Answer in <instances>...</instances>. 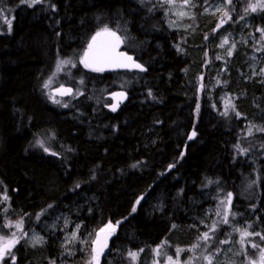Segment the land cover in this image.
<instances>
[{
	"label": "trees",
	"instance_id": "trees-1",
	"mask_svg": "<svg viewBox=\"0 0 264 264\" xmlns=\"http://www.w3.org/2000/svg\"><path fill=\"white\" fill-rule=\"evenodd\" d=\"M41 1L45 9L34 16L19 13L21 0H0V234L10 236L17 230L5 225L23 220L22 238L3 264L12 256L15 264L55 258L54 239L32 249L25 237L48 211L65 208L81 207L79 221L90 231L109 223L117 228L100 264H131L130 252L138 253L137 264L145 257L158 264L149 260L157 248L174 260L177 249L187 255L201 237L191 217L201 194H232L221 237L236 224L264 235V131L257 130L264 129V85L238 75L248 49L236 47L230 56L207 52L214 18L170 29L169 12L183 0ZM250 3L257 0H232L225 30L254 36L259 46L264 10L252 12ZM10 16L11 31L1 25ZM103 27L120 36L144 73L79 67L74 75L87 107L53 105L44 80L59 59H79ZM116 90L128 94L116 113L103 104L92 108ZM228 99L233 107L223 115ZM256 114L263 120L254 124ZM90 258L87 251L78 259L88 264Z\"/></svg>",
	"mask_w": 264,
	"mask_h": 264
},
{
	"label": "rangeland",
	"instance_id": "rangeland-1",
	"mask_svg": "<svg viewBox=\"0 0 264 264\" xmlns=\"http://www.w3.org/2000/svg\"><path fill=\"white\" fill-rule=\"evenodd\" d=\"M182 5L183 3L173 6L169 12L168 25L170 29L175 31L187 30L191 26L189 20L193 18H214L215 23L212 27V34L207 47V52L208 50H220L225 56H228L229 50L233 53L236 47L243 46L247 48L248 51L241 55L244 60L242 64L244 69L240 68L238 70V75L248 78L250 81L262 83L264 85V71H262L264 70V44L262 42L257 46L254 36L246 35L243 31L233 34L231 31L225 30L226 23L230 21L228 11L229 5L231 4H229L227 0H190V3L187 6L182 7ZM21 7L22 8L19 10L20 14L28 12L29 9L34 16H39V14L45 9L41 0L39 3H33L32 7H29L28 5H26L25 8L23 6ZM180 11H183L186 14L183 17H180L177 14ZM225 13H227V15H225ZM5 19L11 20L12 22L14 21L12 16ZM3 22L4 23L1 25L5 24L4 27H8L5 20ZM225 38H227L228 43L225 44L224 47H220ZM82 56L83 55H81V57ZM81 57L79 59H59L52 72L44 80L43 84L56 71L59 61H70V63L64 65L62 70L56 75L55 83H53L52 88L47 90L43 88L48 100L53 105L62 109H79L81 112L87 107V101L82 100L84 95L82 90L83 84L81 83L82 80L74 75V72L78 70L79 67L85 70L82 63H80ZM208 63H210V61H208ZM221 66L223 67V65ZM61 84L72 88L73 94L68 98H57L54 96V99L60 101L59 103H54L53 99H50V96L53 95V90ZM226 102H230V100L228 99L225 103ZM102 104L105 108H108V103H102L101 100L96 101L92 108H100L98 105ZM262 118L261 114H256L253 120L254 124L262 122ZM250 136H254V127L252 128V135H248L247 133V137ZM242 149L245 148L242 147ZM227 199L228 196L225 194L216 192L212 196L208 193L201 194L198 199L192 201L193 209L191 217L196 228L201 231V234L208 232L209 235L212 236V240L209 241L207 245L201 242L198 248L194 251H189L184 257L179 255V264H207L204 255H210L212 257V264H252V261L259 260V248H253L251 245L254 243L259 245L260 248H264V240L260 239V235H250L246 237V242L242 246L240 243L241 232L236 230H242V227L239 224L234 226L231 233L229 231L224 232L225 234H223V237H221L219 233L217 234V232L221 230V226L225 224L223 222L224 213L226 211L228 212V220L231 217L232 197L230 205H228ZM222 200L225 202L224 204L221 203ZM80 209L81 207H79L78 210L75 207L48 211L40 220L38 229L32 231L25 237L26 245L32 249L45 245L49 239H54L53 241L56 246L54 253L56 254V257L50 261H46L44 264H76L74 261H78L77 264H82L80 261L81 257L86 255L87 251H89L92 256L91 244L94 240L96 231L86 229L83 223L79 221ZM218 212L220 215H217ZM214 224L216 225L217 230L215 233H212L210 232V229ZM13 232H16L20 239L22 238L21 233L19 234L17 231ZM73 233L76 234L75 239L72 238ZM217 235L221 240H218V244H214ZM35 237H40L41 239L36 241ZM223 238V241H226V243H219ZM9 256L11 255H6L0 260V264H3ZM153 257L155 260H161L158 264H168V260L164 257L163 253L156 255V253L153 252L149 260L151 261ZM147 258L148 257L143 258V264H150ZM138 262L139 258L136 257L131 264H137ZM11 263L13 264V261H8V264Z\"/></svg>",
	"mask_w": 264,
	"mask_h": 264
},
{
	"label": "snow or ice",
	"instance_id": "snow-or-ice-1",
	"mask_svg": "<svg viewBox=\"0 0 264 264\" xmlns=\"http://www.w3.org/2000/svg\"><path fill=\"white\" fill-rule=\"evenodd\" d=\"M22 3H27L29 7H32L33 3H39L40 0H21ZM163 3L168 5H175L177 3V0H162ZM229 4L232 3V0H227ZM190 3V0H183V6H187ZM260 8L261 10H264V0H257V4H249L248 8L251 9L252 12L257 11V8ZM248 8L245 9V11H248ZM180 17H183L186 13L183 11H180L177 13ZM2 15V13H0ZM227 15V13H225ZM5 23H7L9 31H11L12 21L5 19ZM257 31L261 32L262 38H264V29H257ZM207 39V37H206ZM122 43L120 36H118L114 31H111L108 27H103L98 31L91 39V42L88 44V47L86 51L84 52L83 56L80 59V63L84 65L85 68L90 69L93 72H103L107 68H116V67H124V68H137L140 71H144L145 69L140 65L136 64L132 61V57L127 56L125 53L118 52L117 49L119 48L120 44ZM227 38L224 39V41L221 43L220 47H224L225 44H227ZM234 47V45H233ZM231 50H229L228 55L230 56ZM219 58V57H218ZM70 61H59L56 67V71L52 74L51 77L45 83L43 84L44 89H50L52 88L53 83H55L56 75L62 70V67L64 65L69 64ZM264 71V70H262ZM82 83V81H81ZM73 89L70 87H65L63 84L59 85V87L55 88L53 90V95L50 96V99H53L54 103H59L60 101L54 99L55 95H72ZM117 103H114L111 105V110L115 111L117 107L119 106V102L124 98V93H113V99H117ZM67 106V105H64ZM199 107V106H197ZM229 107H233L230 102H226V108L223 115H227V109ZM234 110V108H233ZM239 115V113H237ZM258 131H264V129H257ZM248 135H252V129L249 128ZM193 136H195V133H193ZM192 137H189L191 139ZM39 146L44 149L45 152H48L49 149L45 147L43 141H37ZM236 148L239 152L242 154L247 151V149H242L239 144L236 145ZM52 155H56V153H51ZM135 167V165H133ZM171 167V166H170ZM211 183V181H209ZM231 193L228 194L227 203L228 205L231 204ZM4 199H8L7 196L4 197ZM139 203V201H137ZM222 204L225 202L222 200ZM133 211H135V208H133ZM217 215H220L218 212ZM37 219H39V215L37 216ZM223 222L225 224L229 223L228 220V212L226 211L223 215ZM6 227H15L17 232H20L23 234V220L17 221L15 224L9 223L5 225ZM216 225L214 224L212 228L210 229V232L215 233L216 232ZM237 231L241 232V240L240 243L243 246L246 242V237L250 235H260L259 233H249L247 230H240L236 229ZM115 232V226L109 223L104 228H101L96 233V238L92 241L93 248H92V256L90 260L88 261V264H100V256L104 253V249L107 247V241L110 235H112ZM76 234H72V238L75 239ZM19 237L17 236L16 232L11 233V236L0 234V260H2L6 255H11L12 249L15 247V245L19 242ZM40 237H35L36 241H39ZM260 239L264 240V235H260ZM212 240V236L209 235L208 232L202 233L201 237L198 238V242L196 244L192 245V248L189 249V251H194L196 248L200 246V243L203 242L205 245L209 241ZM219 243L223 244L226 243V241H219ZM253 248H259V260L258 261H252V264H264V248H260L257 244L251 245ZM183 251V249H177V257L174 260L173 257L168 256V264H179V254ZM154 252L156 255H160V248L154 249ZM130 257L135 260L138 253L130 252ZM204 259L207 261V264H212V257L210 255H204ZM13 264H15V257L12 256Z\"/></svg>",
	"mask_w": 264,
	"mask_h": 264
},
{
	"label": "water",
	"instance_id": "water-1",
	"mask_svg": "<svg viewBox=\"0 0 264 264\" xmlns=\"http://www.w3.org/2000/svg\"><path fill=\"white\" fill-rule=\"evenodd\" d=\"M92 39V38H91ZM91 39L89 41V43L91 42ZM88 43V44H89ZM88 47V46H87ZM87 49V48H86ZM86 51V50H85ZM118 52H122V53H125L127 56H130L132 57V61L136 64H139L132 55L128 54L126 51H124L122 49V46L120 44L119 48L117 49ZM142 66V65H141ZM84 67V65H83ZM143 67V66H142ZM85 68V67H84ZM144 68V67H143ZM87 71H90V72H93L91 71L90 69L88 68H85ZM145 69V68H144ZM145 71V70H144ZM144 71H140L139 69L137 68H124V67H116V68H107L105 69V71L103 72H97V73H112V74H120V73H137V74H142L144 73ZM124 93V98L119 102V106L117 107V109L115 111H112L111 110V105L114 104V103H117L118 100H120V98L118 97L117 99H113V93ZM71 95H64V96H60V95H55V97H58V98H68L70 97ZM106 99L109 100L110 102V105L108 107V110L110 113H116L122 105H124L127 100H128V94L122 90H116V91H112V92H109L106 94ZM193 131L190 132L189 134V137H192L193 138ZM192 138L190 140H192ZM99 231V230H98ZM97 231V232H98ZM96 232V233H97ZM117 232V228L115 227V232L109 236L108 238V241H107V247L104 249V253L100 256V263L104 260V258L106 257V255L108 254V252L110 251L111 249V242H112V238L114 236V234ZM96 233H95V236H94V239L96 238ZM92 248H93V243L91 244V252H92Z\"/></svg>",
	"mask_w": 264,
	"mask_h": 264
},
{
	"label": "flooded vegetation",
	"instance_id": "flooded-vegetation-1",
	"mask_svg": "<svg viewBox=\"0 0 264 264\" xmlns=\"http://www.w3.org/2000/svg\"><path fill=\"white\" fill-rule=\"evenodd\" d=\"M28 5L27 3H23V7L25 8V6ZM28 8V7H27ZM29 10V9H28ZM110 102L108 101V106H109Z\"/></svg>",
	"mask_w": 264,
	"mask_h": 264
},
{
	"label": "bare ground",
	"instance_id": "bare-ground-1",
	"mask_svg": "<svg viewBox=\"0 0 264 264\" xmlns=\"http://www.w3.org/2000/svg\"><path fill=\"white\" fill-rule=\"evenodd\" d=\"M138 62V61H137ZM139 63V62H138ZM140 64V63H139ZM141 65V64H140ZM143 66V65H142ZM144 67V66H143ZM66 87V86H65ZM68 87V86H67ZM33 140V139H32ZM37 141V140H36ZM33 142L31 141V144H32ZM36 143V142H35ZM33 145V144H32Z\"/></svg>",
	"mask_w": 264,
	"mask_h": 264
}]
</instances>
